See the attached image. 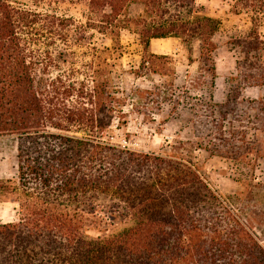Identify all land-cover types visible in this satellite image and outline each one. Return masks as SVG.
Returning a JSON list of instances; mask_svg holds the SVG:
<instances>
[{"label":"trees","instance_id":"16d2710c","mask_svg":"<svg viewBox=\"0 0 264 264\" xmlns=\"http://www.w3.org/2000/svg\"><path fill=\"white\" fill-rule=\"evenodd\" d=\"M74 1L84 3L88 22L0 0V137L16 140L17 171L16 180L0 179V201H13L19 209L17 220L0 219V264H264L251 227L181 153L135 152L101 137L124 115L125 98L108 70L121 29L138 35L141 67L148 64L159 76L174 74L173 58L153 53V39H179L190 64L197 41L198 73L213 83L219 20L197 12L195 0H69ZM134 2L143 11L130 18L127 8ZM235 5L249 14L252 27L241 42L237 82L226 101L204 106L213 123L203 135L211 155L245 161L259 155L249 130L264 134V99L242 97L247 87L264 86V40L258 32L264 0ZM89 28L108 36L112 46H94ZM84 57L90 60L81 65L91 72L83 76L73 65ZM68 61L71 67L63 69ZM53 70L59 72L52 76ZM77 74L82 78L70 77ZM165 90L135 89L137 109H157L172 98ZM179 101L172 98L174 105ZM177 144L173 149L181 148ZM102 197L122 204L132 224L106 234L98 210Z\"/></svg>","mask_w":264,"mask_h":264},{"label":"rangeland","instance_id":"374dc122","mask_svg":"<svg viewBox=\"0 0 264 264\" xmlns=\"http://www.w3.org/2000/svg\"><path fill=\"white\" fill-rule=\"evenodd\" d=\"M237 0H195V10L219 20L220 25L213 36L217 48L213 53L216 77L211 83L209 76L200 77L197 59L199 43L193 42V63L187 60V50L177 38L153 39L151 51L158 55H169L173 58V72L159 76L142 66L143 50L138 35L132 28L121 29L119 32V49L109 63L110 77L125 98L124 115L115 117L112 125L101 135L110 144L135 152L155 154L181 153V158L197 170L201 178L222 199L232 205V209L239 218L246 222L257 236L264 249V134L249 130V137L259 146V155L251 153L245 161L227 157L211 155L205 147L207 139L204 128L211 127L213 121L208 117L205 104H222L237 82V62L241 60V42L251 30L252 24L249 14L241 11V5H235ZM13 7H21L32 11H46L58 16L72 17L77 23L88 22L90 15L83 2H69V0H8ZM143 5L134 2L128 5L127 13L130 18L141 14ZM264 40V19L258 27ZM92 34V44L96 47L112 46L108 36L89 28ZM59 48V47H58ZM57 55V51H53ZM88 57L81 59L76 68L84 76L86 70L81 64L89 62ZM86 64V63H85ZM169 64L166 65L171 67ZM71 67L70 61L63 65V69ZM171 67V68H172ZM172 70V69H171ZM59 71L53 70L54 76ZM77 74L71 78H82ZM173 86H170V81ZM156 85H164L165 94L172 98L179 97L178 105L171 99L159 102L157 109L149 105V109H137L139 98L135 89L151 90ZM170 87V88H169ZM242 97L245 99H264V86L247 87ZM196 104V105H195ZM202 105V107H200ZM199 110L196 115L192 109ZM249 112V117H253ZM218 118V114L215 113ZM230 118V116L228 117ZM235 129H241L238 122L233 120ZM79 135V134H78ZM180 149L175 150L173 146ZM16 140L13 137H0V179L16 180ZM189 164V165H190ZM98 210L103 216L106 234L121 231L130 226L132 220L126 215L122 204L116 203L114 198L102 197L98 200ZM18 204L13 201H0V219L3 223L17 220ZM115 212L117 219L110 220L106 214ZM95 233V232H94Z\"/></svg>","mask_w":264,"mask_h":264}]
</instances>
